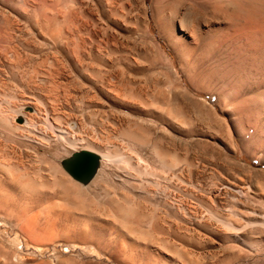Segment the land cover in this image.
Instances as JSON below:
<instances>
[{
	"label": "rangeland",
	"instance_id": "1",
	"mask_svg": "<svg viewBox=\"0 0 264 264\" xmlns=\"http://www.w3.org/2000/svg\"><path fill=\"white\" fill-rule=\"evenodd\" d=\"M172 18L181 19L184 25L196 20L205 25L212 20L217 29L203 26L195 41L187 38L191 54L185 61L163 33V26ZM262 25L264 0H0V106L4 107H0V157L4 156L0 158V264H185L187 260L177 254L182 247L195 254L192 264L231 261L233 254L227 253L224 242L197 226L196 217L215 226L218 221L212 216L229 213L235 218L244 204L264 213L258 201H264V112L238 134L232 125L231 107L222 106L217 90V80L224 77L229 87L236 82L243 90H236V103L255 98V107L264 109V86L259 91L251 89L248 77L256 66H250L246 58L259 49L256 59L264 50ZM96 41L103 43L100 57L105 58L101 62L82 56L83 49H95ZM77 43L84 48L80 50ZM116 74L127 79L123 92L109 82ZM24 112L38 126L32 125L17 138L9 126L12 122L20 125L18 117ZM127 118L145 129L143 146L126 136L110 138L123 146L119 149L101 140V131L113 130ZM91 141L105 144L103 151L109 156L100 159L97 173L83 185L69 176L61 162ZM153 141L177 153L180 161L188 158L194 163L190 168L181 163L172 170L178 175L174 183L179 190L174 192L181 207L176 217L164 205L166 195L173 192V181L167 175L171 168L156 159L150 147ZM7 172L13 173L16 182ZM222 186L226 187L220 189ZM233 186L241 187L240 192ZM159 190L162 194L157 197ZM121 193L129 195L127 205L134 210L162 212L164 236L170 242L166 247L150 251L137 236H130L117 217L107 213L106 201L119 199ZM202 201H214L216 206ZM107 214L110 218L104 216ZM242 262L264 264V250L231 264Z\"/></svg>",
	"mask_w": 264,
	"mask_h": 264
},
{
	"label": "bare ground",
	"instance_id": "2",
	"mask_svg": "<svg viewBox=\"0 0 264 264\" xmlns=\"http://www.w3.org/2000/svg\"><path fill=\"white\" fill-rule=\"evenodd\" d=\"M43 4V3H42ZM47 5V4H46ZM28 6V5H27ZM258 6V5H257ZM256 6V7H257ZM29 7V6H28ZM45 7V6H44ZM254 7H255V5H254ZM254 7H253V9H254ZM26 8V7H25ZM42 8V7H41ZM258 8V7H257ZM253 12L255 13V10H253ZM48 13V12H47ZM56 13V12H55ZM72 14V16H73V12L71 13ZM77 13H75V15H76ZM47 16H49L48 14H46ZM44 16H45V14H44ZM71 16V15H70ZM46 17V16H45ZM52 17V16H51ZM54 17H56V20H58L59 18H58V16H54ZM58 18V19H57ZM177 18V17H176ZM176 18H172L170 21H169V23H167V24H165V26H163V33H164V36H165V38H166V40L169 42V44L171 45V47H173L174 49H175V51L177 52V54L182 58V59H185V61L188 59V56L191 54L190 53V47H189V42L186 40L187 38H190L191 40H194L195 41V38H197V34H200L202 31H203V26H206V27H208V28H211V29H214V30H216L217 28L216 27H214V21L212 22V20L208 23V24H202V23H199V21H192L190 24H187V25H184V24H182V20L181 19H176ZM45 19V18H44ZM51 19V18H50ZM53 19V18H52ZM45 20H47V19H45ZM49 20V19H48ZM72 20H74V19H72ZM71 20V21H72ZM44 21V20H43ZM50 21V20H49ZM78 21H79V19H78ZM45 22V21H44ZM48 22V21H47ZM74 22V21H73ZM39 23V22H38ZM43 23V22H42ZM184 23V22H183ZM46 24V23H45ZM54 25V24H53ZM73 25V24H72ZM239 25V24H238ZM252 26H256V25H258V24H251ZM39 26V25H38ZM186 26V27H185ZM40 27V26H39ZM261 27H264L263 25L261 26ZM57 28V27H56ZM76 28V27H75ZM74 28V29H75ZM79 28V27H78ZM185 30H184V29ZM73 29V30H74ZM77 29V28H76ZM59 31V30H58ZM68 31V30H67ZM1 32V31H0ZM77 32V31H76ZM60 35V34H59ZM70 35H72V34H70ZM74 36H76V35H74ZM78 36V35H77ZM200 36V35H199ZM6 37V36H5ZM4 37V38H5ZM67 37V34H66V36H65V38ZM71 37V36H70ZM75 38V37H74ZM81 38H82V36H81ZM72 39H73V37H72ZM72 39H70V41L72 40ZM78 39H80L79 37H78ZM75 40H77V39H74V41ZM83 40V39H82ZM98 40V39H97ZM65 41H67V40H65L64 39V43H65ZM84 41V40H83ZM76 42V41H75ZM79 44H80V42L79 41H77ZM191 42V41H190ZM71 43H72V41H71ZM74 43V42H73ZM77 43V46H79V44ZM86 43V42H85ZM106 43V42H105ZM67 44V43H66ZM82 44V43H81ZM84 44V43H83ZM102 42L101 41H96V45H95V49L94 50H92V47L91 46H89V48H86V51H84L85 49H83V54H82V56H84L83 58H85L86 56L87 57H89V56H93L94 58L93 59H95V61L97 60V61H102V59H104L105 57L103 56L102 58L100 57V54H101V52H102ZM109 44V43H108ZM54 45H56V44H54ZM65 45V44H64ZM71 45V44H70ZM75 45V44H74ZM66 46V45H65ZM81 46V45H80ZM79 46V48H80V50H82V48H84V47H80ZM84 46H87V44L86 45H84ZM107 46V45H106ZM71 47V46H70ZM73 48V47H72ZM250 48V50L252 49L251 47H249ZM89 49V50H88ZM78 50V49H77ZM253 50V49H252ZM256 50V49H255ZM259 50V49H258ZM258 50H256V51H258ZM247 51H248V48H247ZM255 51V52H256ZM75 52H76V50H75ZM81 52V51H80ZM108 52V51H107ZM254 51H253V54H255L254 55V57L252 56L253 54H249L246 58H247V61H248V63L250 64V66L252 65V64H254L255 66H256V70L254 71V73H251L250 72V74L252 75H250V77H248L249 79V81H250V86L252 87L251 89L252 90H256V91H259L260 90V88L262 87V86H264V50L256 57V59H255V56L257 55L256 53H258V52H256L255 53ZM247 53V52H246ZM75 55H76V53H75ZM78 55V54H77ZM247 55V54H246ZM77 57V56H76ZM75 58V57H74ZM82 57H80V59H81ZM76 60H78V59H76ZM83 62H84V59L82 60ZM96 61V62H97ZM99 62V63H100ZM104 62H106V60H104L103 61V63ZM109 62V61H108ZM108 62L106 63L107 65H108ZM79 63H81V61L79 62ZM93 63V62H92ZM102 63V64H103ZM105 64V63H104ZM86 65H87V63H86ZM112 67V66H111ZM110 67V68H111ZM252 67H254V66H252ZM108 70V69H107ZM110 70V69H109ZM108 70V71H109ZM251 70H252V68H251ZM115 71V70H114ZM34 72H36V71H34ZM111 72V71H110ZM25 74V73H24ZM98 74V72H96V75ZM99 74H101L100 72H99ZM99 74H98V76H99ZM112 74V73H111ZM115 74V73H114ZM119 74V73H118ZM31 75V74H30ZM51 75V74H50ZM106 75V74H105ZM107 75H110V73H108ZM101 76H103L104 77V75H101ZM112 76V75H111ZM2 77V76H1ZM107 77V76H106ZM123 77H124V75H123ZM123 77H119V76H117V74H116V76L114 75V77L113 78H115V80L114 81H111V79H110V81L109 82H113V84L114 85H112V86H114L115 88H116V90H118V91H121V92H123V89L124 88H126L128 85H127V83L128 82H126L127 81V79H126V81L124 80V78ZM32 78H34V76H31V81L33 80ZM43 78V77H42ZM105 78V77H104ZM103 78V79H104ZM108 78H110V77H108ZM97 79H98V77H97ZM107 79V78H106ZM15 80V79H14ZM105 80V79H104ZM5 81V80H4ZM30 81V82H31ZM34 81V80H33ZM29 82V83H30ZM48 82V81H47ZM1 83H2V81H1ZM4 83V82H3ZM103 83H104V81H103ZM107 83V82H106ZM6 84V83H5ZM49 84V83H48ZM108 84V83H107ZM110 84H112V83H110ZM217 84L219 85L218 87H219V89H217L218 90V92H219V94H220V96L223 98L222 99V103H223V105L222 106H230L231 108L228 110L229 111V113H230V116H231V121H232V125H233V128H234V130L236 131V133H238V134H241L242 132H243V130L245 129V127H248V126H252V125H254L255 124V122H256V117L257 116H259L262 112H264V109H262V107H261V109L263 110H261L260 111V109L258 110L256 107H255V103H254V99L253 100H242L241 102H235V98L237 99V95H236V90L238 91V90H241V86H238V84H236V82H235V84L233 85V86H230L229 87V85H228V82L224 79V77H220L218 80H217ZM1 85V84H0ZM28 86H29V84H27ZM38 85V84H37ZM36 85V86H37ZM5 86V85H4ZM3 86V87H4ZM27 86V87H28ZM50 86V85H49ZM111 86V87H112ZM2 87V88H3ZM7 87V86H6ZM26 87V88H27ZM33 87V86H32ZM39 87V86H38ZM60 87V86H59ZM105 87V86H104ZM107 87V86H106ZM5 88V87H4ZM3 88V89H4ZM47 88V87H46ZM108 88V87H107ZM115 88H112L113 89V91H114V89ZM246 88H247V86H246ZM8 89V88H7ZM43 89V88H42ZM57 89H58V87H55V90L54 91H57ZM104 89V88H103ZM249 89V88H248ZM35 90V89H34ZM41 90V89H40ZM65 90V89H64ZM111 90V89H110ZM126 90V89H125ZM211 90V89H210ZM209 90V91H210ZM245 90V89H244ZM9 91V90H8ZM112 91V90H111ZM243 90H241V92H242ZM249 91V90H248ZM52 92V91H51ZM66 92V91H65ZM64 92V93H65ZM117 92V91H116ZM115 92V93H116ZM245 92H247V91H244V93ZM1 93V92H0ZM56 93V92H55ZM58 93V92H57ZM63 93V94H64ZM134 93V92H133ZM208 93V92H207ZM211 93H213V92H211ZM5 94H7V93H5ZM16 94V93H15ZM118 94V93H117ZM135 94H137V93H135ZM4 95V94H3ZM12 95V94H11ZM21 95V94H20ZM51 95V94H50ZM60 95V94H59ZM87 95H89V94H87ZM260 95V94H259ZM65 96V98H66V94L64 95ZM67 96H69L68 94H67ZM118 96H119V94H118ZM136 96V95H135ZM262 95H260V97H261ZM12 97V96H11ZM29 97V96H28ZM30 97H31V95H30ZM117 97V96H116ZM120 97H122V96H120ZM119 97V98H120ZM32 98V97H31ZM40 98V97H39ZM64 98V97H63ZM68 98L69 97H67V100H68ZM87 98H89V97H87ZM91 100H93L94 98H95V96H93V95H91ZM118 98V97H117ZM16 99V98H15ZM26 99V98H25ZM27 99H29V98H27ZM129 99V98H128ZM258 99V98H257ZM2 100V99H1ZM34 100H35V98H34ZM16 101V100H15ZM64 101V100H63ZM89 101H90V99H89ZM256 101V100H255ZM261 101V100H260ZM38 102H39V100H38ZM45 102V101H44ZM51 102V101H50ZM58 102V101H57ZM65 102H66V100H65ZM64 102V103H65ZM259 102V101H258ZM257 101H256V103H258ZM1 103V102H0ZM10 103L11 104H15V103H13V102H11V100H10ZM45 103H47V101L45 102ZM54 103V102H53ZM69 103V102H68ZM221 103V104H222ZM253 103V104H252ZM10 104V105H11ZM20 104H25L24 102L23 103H20ZM27 104V103H26ZM66 104V103H65ZM241 104V105H240ZM261 104V103H260ZM15 105H17V104H15ZM15 105H13L14 107H15ZM30 105V104H29ZM28 105V106H29ZM46 105V104H45ZM45 105H44V107H45ZM58 105V104H57ZM17 106H21V105H19V103H18V105ZM15 107V108H19V107ZM39 106V105H38ZM47 106V105H46ZM0 107H2V105L0 106ZM9 107V106H8ZM11 107V106H10ZM31 107V106H30ZM35 107V106H34ZM43 107V106H42ZM49 107V106H48ZM52 107H53V105H52ZM2 108H4V107H2ZM6 108V107H5ZM11 108H13V107H11ZM15 108H13V110L12 111H14V110H16ZM22 108V107H21ZM36 108H38L37 110H42L43 108H41V109H39V107H36ZM46 108V107H45ZM51 108V107H50ZM53 108H55V107H53ZM52 108V109H53ZM264 108V107H263ZM24 110H25V107L23 108ZM28 109V108H27ZM5 110V109H4ZM30 110H32V112L35 110V108H33V107H31V109ZM29 110V111H30ZM43 110H45V109H43ZM58 110V109H57ZM48 111V110H47ZM56 111V110H55ZM54 111V112H55ZM22 112V111H21ZM26 112H28V111H26ZM32 112H30V113H32ZM35 112V111H34ZM41 112V111H40ZM46 112V111H45ZM44 112V113H45ZM53 112V113H54ZM0 113H3V112H1V108H0ZM11 113V112H10ZM30 113H28L29 115H30ZM16 114H18V113H16ZM35 114H38L37 112L35 113ZM42 114V113H41ZM47 114H49V113H47ZM46 114V115H47ZM54 114H58V113H54ZM1 115V114H0ZM7 116V114H4V116ZM45 115V114H44ZM45 115V116H46ZM35 116V115H34ZM41 116V115H40ZM9 117H12V115L11 116H9ZM36 117H37V115H36ZM35 117V118H36ZM38 117H39V115H38ZM37 117V118H38ZM43 119L45 118V117H43V116H41ZM54 117V116H53ZM57 117V116H56ZM1 118H3V116L1 117ZM5 118V117H4ZM4 118H3V122H4ZM13 118V117H12ZM18 118H21V123H20V125H18V123H16V124H14L13 122H12V126L10 127L9 126V128H10V130L11 131H9L10 133H14V134H16V136L15 137H17V138H20L19 136H23V132H25V131H30L31 129H32V121H33V118L34 117H32V116H29V117H27V113H26V115H25V112L24 113H22V114H19V117ZM38 119H41V118H38ZM37 119V120H38ZM7 120V119H6ZM11 120V119H10ZM41 121V120H40ZM57 121V120H56ZM56 121H54V122H56ZM123 122L122 123H119L118 124V127H116V128H114L113 130H110V129H104L103 131H101V132H103L102 133V136H101V140H106L107 142H109V143H111V145H112V147L113 148H118L119 149V147H121V148H123V146H121V144H118V143H116V142H113V141H111L110 140V138L111 137H115V136H126V137H128V138H130V139H132V140H134L135 142H137L139 145H141V146H143L146 142H147V139H146V135L143 133V131L145 132V129L143 128V126L141 125V124H139V122H137V121H132L131 119H129V118H127V119H123L122 120ZM2 122V123H3ZM8 124H9V121L7 120L6 121ZM5 124V123H4ZM4 124H3V126H4ZM37 124H39V123H37ZM44 124V123H43ZM1 125V124H0ZM5 125H7V124H5ZM35 125V124H34ZM33 125V126H34ZM39 125H41V124H39ZM38 126V125H37ZM36 125L34 126V128L35 127H37ZM1 127V126H0ZM6 127H8V126H6ZM59 127V126H58ZM2 128V127H1ZM0 128V129H1ZM3 128H5V127H3ZM44 128V127H43ZM62 128H63V126H62ZM40 129H42V127L40 128ZM8 130V129H7ZM36 130H37V128H36ZM247 130V129H246ZM6 131V130H5ZM4 131V132H5ZM42 131V130H41ZM58 131L61 133V134H66V132H65V130H62L60 127L58 128ZM69 131V130H68ZM8 132V131H7ZM8 132V133H9ZM29 132H27V134H28ZM31 133V132H30ZM67 133H69V132H67ZM72 133V132H71ZM60 134V135H61ZM24 135H26V134H24ZM92 135H94V134H92ZM91 135V136H92ZM9 136H10V134H9ZM27 136V135H26ZM29 136H30V134H29ZM33 136V135H32ZM62 136V135H61ZM67 136V135H66ZM15 137H13V138H15ZM28 137V136H27ZM97 137V136H96ZM29 138H31V137H29ZM12 139V138H11ZM24 139H25V137H24ZM75 139V138H74ZM85 139V138H84ZM21 140V139H20ZM25 140H27V139H25ZM28 140H30V139H28ZM97 139L95 138V141H96ZM13 141V140H12ZM11 141V142H12ZM24 141V140H23ZM22 141V142H23ZM73 141V140H72ZM88 141V140H87ZM95 141H91V142H88V144L86 145V146H84L83 147V149H86V150H90V151H92V152H95L96 154H98L99 155V157H100V159H102V158H106L107 159V157L109 156L108 155V153H106V152H104L103 151V149H104V147H103V145H105V144H101V143H99V142H95ZM75 142V141H74ZM14 143V142H13ZM12 144V143H11ZM1 145H2V143H1ZM0 145V146H1ZM5 145V144H4ZM3 145V146H4ZM13 145V144H12ZM2 147V146H1ZM5 147V146H4ZM7 147H8V144H7ZM11 147H14V146H11ZM150 147H152V151H153V153H154V156L156 157V159L161 163V164H163V165H166V166H168V167H170L171 168V171L167 174V175H169L170 176V179H171V182L173 183L172 184V189H173V192L172 193H167V192H169V191H167L166 193L167 194H169L168 196L166 195V193L165 192H163V193H165V195H166V197H165V201H164V205H166L167 206V208H169L170 210H172V212H173V215L176 217L177 216V214H179L180 213V210L179 209H181V207L179 206V204H178V199H177V195H176V193L174 192L176 189H178L179 190V187L178 188H176V183H174V182H176V181H174V179H175V177L177 178L178 177V175L176 176V174L177 173H175V172H173L172 170H175V169H177L178 168V166H180L179 164H181V163H183L184 164V166H187V167H192L193 165H194V163H193V161H189V159L188 158H185V159H183V160H181L180 161V159L178 158V154L177 153H174V152H172L171 150H169V149H166L165 148V145H163L162 143H159V142H155V141H153L152 143H151V146ZM9 148V147H8ZM0 149H2V148H0ZM14 149V148H13ZM15 149H17V148H15ZM172 150H173V148H171ZM262 149H263V151H264V146L262 147ZM6 150V149H5ZM9 150V149H8ZM8 150H6V151H8ZM19 150V149H18ZM10 151H13V150H11V148H10ZM15 152H16V150H15ZM177 152V151H176ZM14 153V152H13ZM17 153V152H16ZM1 154V153H0ZM18 154V153H17ZM17 154H16V156H17ZM20 154V153H19ZM137 155L138 156H140L141 154H140V152H137ZM19 156H21V154L19 155ZM6 157V156H5ZM8 157V156H7ZM15 157V156H14ZM135 157H136V155H135ZM141 157V156H140ZM1 158V157H0ZM3 158H4V156H3ZM3 158H1V159H3ZM10 158H11V156H10ZM9 158V159H10ZM13 158V157H12ZM120 158V157H119ZM115 159V158H114ZM5 160V159H4ZM3 160V161H4ZM7 160V159H6ZM13 160V159H12ZM11 160V161H12ZM128 160V159H127ZM14 161V160H13ZM20 161V160H19ZM19 161H16V162H19ZM142 161V160H141ZM7 162H9V161H7ZM7 162H5V163H7ZM2 163V162H1ZM20 163H22V162H20ZM138 163H140V161H138ZM10 164V163H9ZM8 164V165H9ZM11 165V164H10ZM23 165V164H22ZM139 165V164H138ZM13 166V165H12ZM20 166V165H19ZM18 166V167H19ZM8 168V166H5V168ZM24 167V166H23ZM27 167H29V165L27 166ZM20 168V167H19ZM31 168V167H30ZM169 168V169H170ZM0 169H2L1 167H0ZM10 168H8V170H9ZM12 169V168H11ZM21 169V168H20ZM36 168H34V170H35ZM14 171H15V169H13ZM18 169L16 168V171H17ZM183 170H184V168H183ZM10 171H12V170H10ZM20 171V170H19ZM22 171V170H21ZM23 171H24V169H23ZM22 171V172H23ZM30 171V170H29ZM32 171V170H31ZM185 171V170H184ZM22 172L20 173V174H22ZM26 172V171H25ZM35 172V171H34ZM36 172H37V170H36ZM35 172V173H36ZM163 172H164V170H163ZM8 174H10L9 172H7ZM28 173V172H27ZM159 173V172H158ZM183 173V172H182ZM8 174H7V176H8ZM26 174V173H25ZM25 174L23 173V175H24V178L25 179H27L26 177H25ZM31 176H32V174L31 173H29ZM164 174V173H163ZM4 175V174H3ZM11 176L13 175V173L12 174H10ZM22 175V176H23ZM1 176V175H0ZM6 177V176H5ZM9 177V176H8ZM7 177V178H8ZM16 177V176H15ZM20 177H21V175H20ZM33 177V176H32ZM34 177H35V175H34ZM33 177V178H34ZM4 178V177H3ZM12 178H14L13 176L11 177V179L10 180H12ZM23 178V179H24ZM41 178V177H40ZM130 178L131 179H136L135 178V176L134 177H132V175L130 174ZM24 179V180H25ZM168 179V178H167ZM8 180H9V178H8ZM21 180V179H20ZM19 180V181H20ZM29 180V179H28ZM27 180V181H28ZM34 180H35V178H34ZM41 180V179H40ZM176 180V179H175ZM12 181H14V182H16V180L14 179V180H12ZM32 182V181H31ZM35 182V181H34ZM59 182V181H58ZM178 182V181H177ZM9 183V182H8ZM28 183H30V182H27V184ZM36 183V182H35ZM13 184V183H12ZM30 184H32V183H30ZM39 186V185H38ZM68 186V185H67ZM196 186V185H195ZM229 186V185H228ZM227 186V187H228ZM201 188H202V186H200ZM226 186H222L220 189H222V188H225ZM233 187H235V188H237V191H239L240 192V190H241V187H238V186H233ZM25 188H27V187H25ZM32 188H33V186H32ZM198 187H196V189H197ZM218 188V187H217ZM158 189H160V188H158ZM181 189V188H180ZM204 189V188H203ZM202 189V190H203ZM219 189V190H220ZM149 190H150V188H149ZM157 190V189H156ZM181 190H185V189H181ZM186 190H187V188H186ZM199 190H200V188H199ZM218 190V189H217ZM153 191V190H152ZM158 191V190H157ZM160 191V190H159ZM196 191V190H195ZM201 191V190H200ZM205 191V190H204ZM209 191V190H208ZM221 191L222 190H220V193H221ZM236 191V192H237ZM243 191H244V189H243ZM30 192V191H29ZM156 191L154 190V193H155ZM189 193L188 194H192L190 191H188ZM192 192H193V190H192ZM147 193H149V196H152V195H154V194H152V195H150V191H147ZM184 193V192H183ZM193 193H195V192H193ZM197 193V192H196ZM210 193V192H209ZM213 193V192H212ZM217 193V192H216ZM219 193V194H220ZM6 194V193H5ZM109 194V193H108ZM157 194V197H160V194H162L161 193V191L160 192H157L156 193ZM200 194H202V193H200ZM206 194V193H205ZM4 195V194H3ZM75 195V194H74ZM114 195V194H113ZM180 195V194H179ZM145 196V195H144ZM210 196V195H209ZM201 197H202V195H201ZM204 197V196H203ZM235 197V196H234ZM30 198V197H29ZM108 198H109V195H108ZM116 198V197H115ZM118 198V197H117ZM121 198V199H120ZM120 200L119 199H113V198H110V200H109V202H107L106 201V203H108V205H106V207H105V209L107 210V211H109V212H107V213H110L111 215L110 216H112V215H114L115 217H117L120 221H121V223H122V225H123V227L126 229V231H128V232H130V236H131V233L132 234H134L135 236H137V238H139L140 239V241H142V244L144 245V247H146V248H151L152 250H150V251H153V249H154V247H166V245L167 244H169L168 243V240L166 239V235L164 236V224H163V222H164V220H165V216L162 214V212H160V210H158L157 208H158V206L156 207V209L159 211H157V210H155V211H157V212H155V211H153V212H151V213H147L146 211H142V210H144L143 208H142V210H134V209H136V208H132V207H130V206H128L127 205V203L130 201V197H129V195H127V194H123V193H121L120 194ZM153 198V197H152ZM180 198V197H179ZM210 199H211V196L209 197ZM155 199V198H154ZM200 199V198H199ZM204 199V198H203ZM202 199V200H203ZM121 201V202H119V201ZM151 200V199H150ZM153 200V199H152ZM156 200V199H155ZM205 200V199H204ZM214 200V199H213ZM233 200H234V198H233ZM259 201V204L261 203L262 204V206H264V201L263 200H258ZM257 201V202H258ZM138 202V201H137ZM151 202H153V201H151ZM212 203L210 204L209 203V201H207V202H205V201H202V203H209L211 206H213L212 204H214L213 202L214 201H211ZM80 203H82V202H80ZM141 203H143L142 201H141ZM201 203V204H202ZM243 203V202H242ZM79 204V203H78ZM136 204V203H135ZM138 204V203H137ZM136 204V205H137ZM146 204V203H145ZM145 204H143V205H145ZM153 204H154V202H153ZM244 204V203H243ZM247 204V203H246ZM258 204V203H257ZM141 205V204H140ZM147 205H148V203H147ZM215 205V204H214ZM236 205V204H235ZM84 206V205H83ZM89 206V205H88ZM94 206V205H93ZM142 206V205H141ZM216 206V205H215ZM238 206V205H237ZM94 207H97V206H94ZM101 207V206H100ZM151 207V206H150ZM149 207V208H150ZM155 207V206H154ZM257 207H258V205H257ZM59 208V207H58ZM78 208V207H77ZM145 208V207H144ZM215 208V207H214ZM223 208V207H222ZM221 208V209H222ZM264 208V207H263ZM83 209H84V207H83ZM97 209V208H96ZM146 209H147V207H146ZM213 208H211V210H212ZM234 209V208H233ZM232 209V211H234ZM106 210H104V211H106ZM153 210V209H152ZM152 210H150V211H152ZM162 210V209H161ZM207 210H209L208 209V207H207ZM211 210H209V211H211ZM215 210L216 209H214V212H215ZM149 211V212H150ZM163 211V210H162ZM218 211V210H217ZM222 211V210H221ZM231 213H232V211L231 210H229ZM101 212V211H100ZM205 212H207V211H205ZM204 212V213H205ZM93 213H95V212H93ZM211 213V212H210ZM221 213V212H220ZM97 214H98V212H97ZM105 214H106V212H105ZM172 214V213H171ZM208 214V213H207ZM206 214V215H207ZM211 214H213V213H211ZM211 214H209V215H211ZM223 213H221L220 215H219V213L217 214V217H214V216H212L213 217V219H215V220H217L218 221V223L217 224H215V226H213L214 224H211V223H209V222H207V221H203L202 219L203 218H201V219H199V218H197V217H199V216H197V215H195V216H197L196 217V222H197V226H200V227H203L204 229H206L207 231H209V233L210 234H212V235H214L215 237H217V239L218 240H220L221 242H224V244H225V250H227L228 252L227 253H232L233 254V257H231L232 259H231V261H228L226 264H231V263H233L234 261H237V260H239V259H241V258H245V256H247L248 254H250V253H257L258 251H261V250H264V213H262V212H260L256 207H254V206H252V207H250V206H248V205H243L242 207H241V209L240 210H238V212H237V214H238V216H237V214H236V217L235 218H232L230 215L231 214H229L228 213V216L227 215H222ZM226 214V213H225ZM235 214V213H234ZM98 215H100V214H98ZM194 215V214H193ZM202 215H204V214H202ZM209 215H207V217L209 216ZM102 216V215H101ZM100 216V217H101ZM104 216H109L108 214L107 215H104ZM110 216H109V218H110ZM195 216L193 217L194 219H195ZM232 216H233V213H232ZM106 217V218H107ZM170 217H172V215L170 216ZM204 217V216H203ZM105 218V217H104ZM147 218V219H146ZM208 218H210V216L208 217ZM208 218H206V219H208ZM217 218V219H216ZM112 219V218H111ZM205 219V218H204ZM210 219H212V218H210ZM148 220V225H147V227L145 228V227H143V224H145V222ZM113 221V220H112ZM118 222V221H117ZM173 222H174V220H173ZM107 223V222H106ZM146 223V224H147ZM171 223V222H170ZM99 224V223H98ZM220 224H222L225 228L223 229V228H220L219 226H220ZM107 225H108V223H107ZM172 225V224H171ZM102 226V225H101ZM177 226V225H176ZM199 227V228H200ZM203 228H201V229H203ZM111 229V228H110ZM116 229V228H115ZM124 229V230H125ZM176 229V228H175ZM197 229V228H196ZM111 230H113V228L111 229ZM113 232V231H112ZM120 232H122V231H120ZM173 232V231H172ZM196 232V231H195ZM174 233H175V231H174ZM202 233V232H201ZM199 234V233H198ZM115 235V234H114ZM202 235V234H201ZM205 235V234H204ZM206 235H207V233H206ZM117 236V235H116ZM115 236V237H116ZM133 236V235H132ZM210 237H211V235H209ZM207 238V237H206ZM205 238V239H206ZM212 238V237H211ZM134 239V238H133ZM204 239V240H205ZM216 239V240H217ZM111 240H112V238H111ZM135 240V239H134ZM136 240H138V239H136ZM110 241V240H109ZM117 241V240H116ZM111 243L113 242V241H110ZM109 242V243H110ZM126 242H128V241H126ZM174 242V241H173ZM220 242V243H221ZM137 243V242H136ZM219 243V244H220ZM123 244V243H122ZM218 244V243H217ZM222 244V243H221ZM137 245H140V244H137ZM108 246H110V245H108ZM124 246H125V244H124ZM123 246V247H124ZM132 246H134V245H131V248H132ZM169 246H171V245H169ZM112 247V246H111ZM127 248V247H126ZM125 248V249H126ZM130 248V249H131ZM139 248V247H138ZM137 248V252H139V249ZM177 248L178 247H176V250H177ZM127 249H129V248H127ZM143 249V248H142ZM141 249V250H142ZM119 250V249H118ZM122 251H124V250H122ZM126 251V250H125ZM146 251V250H145ZM219 251V250H218ZM132 252V251H131ZM133 252H134V249H133ZM135 253V252H134ZM143 253V252H142ZM195 253V252H194ZM219 253V252H218ZM260 253V252H259ZM139 254V253H138ZM177 254H178V256H179V258L181 257V260L183 261V259H185V260H187L186 261V263L185 264H192V261H193V259H194V256H195V254H193L190 250H188V249H186V248H179L178 250H177ZM215 254H216V252H215ZM221 254H223L222 252L220 253V255ZM225 255V254H224ZM226 255H228V254H226ZM254 255V254H253ZM197 256H199V255H197ZM219 256V255H218ZM250 256V255H249ZM248 256V257H249ZM256 256V255H255ZM212 257V256H211ZM221 257V256H220ZM225 257H227V256H225ZM225 257H222L223 259H225ZM198 258L199 257H195V259L198 261ZM217 258V257H216ZM215 258V259H216ZM221 258V259H222ZM247 258V257H246ZM203 259V258H202ZM229 259V258H228ZM252 259V258H251ZM181 260H179L180 262H181ZM199 260H200V258H199ZM217 261L216 262H219V260H220V258H217L216 259ZM227 261V260H226ZM185 262V261H184ZM200 262V261H199ZM203 262H205L204 260H203ZM202 262V263H203ZM215 264V263H214ZM223 264H224V262H223ZM241 264V263H240ZM242 264H243V262H242Z\"/></svg>",
	"mask_w": 264,
	"mask_h": 264
},
{
	"label": "water",
	"instance_id": "3",
	"mask_svg": "<svg viewBox=\"0 0 264 264\" xmlns=\"http://www.w3.org/2000/svg\"><path fill=\"white\" fill-rule=\"evenodd\" d=\"M18 122H21V118H18ZM61 163L63 169L69 176L75 181L85 185L89 183L97 173L100 165V157L95 152L81 149L64 158Z\"/></svg>",
	"mask_w": 264,
	"mask_h": 264
}]
</instances>
